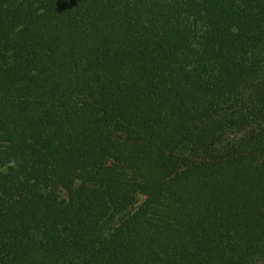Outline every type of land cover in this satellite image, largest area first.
<instances>
[{
    "label": "trees",
    "instance_id": "1",
    "mask_svg": "<svg viewBox=\"0 0 264 264\" xmlns=\"http://www.w3.org/2000/svg\"><path fill=\"white\" fill-rule=\"evenodd\" d=\"M0 264H264V0H0Z\"/></svg>",
    "mask_w": 264,
    "mask_h": 264
},
{
    "label": "rangeland",
    "instance_id": "2",
    "mask_svg": "<svg viewBox=\"0 0 264 264\" xmlns=\"http://www.w3.org/2000/svg\"><path fill=\"white\" fill-rule=\"evenodd\" d=\"M142 199H143V198H142V197H140V199H139V200H140V202L142 201Z\"/></svg>",
    "mask_w": 264,
    "mask_h": 264
}]
</instances>
